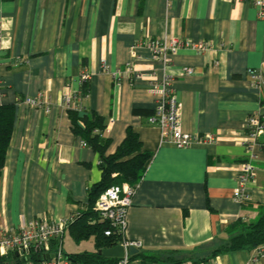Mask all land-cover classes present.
Returning a JSON list of instances; mask_svg holds the SVG:
<instances>
[{
	"label": "crops",
	"instance_id": "crops-1",
	"mask_svg": "<svg viewBox=\"0 0 264 264\" xmlns=\"http://www.w3.org/2000/svg\"><path fill=\"white\" fill-rule=\"evenodd\" d=\"M0 106L16 108L15 129L0 174V232L16 231L37 218L62 221L85 210L88 190L102 178L100 156L73 131L66 91L81 89L87 113L102 117L114 154L129 129L142 152L151 154L136 185L126 240L138 252L172 258L170 264H264L255 250L218 252L238 220L252 222L264 208V152L255 150L251 201L233 197L240 166L248 161L246 121L264 117V89L253 87L248 70L264 78V18L237 0H0ZM150 39L209 44L199 53L181 49L169 61L156 59ZM137 47L135 74L127 72ZM191 68L187 74L185 69ZM120 73V78L116 77ZM133 80V81H132ZM171 81L189 134H212L213 144L178 149L150 123L156 84ZM45 93L50 112L18 104ZM91 241L90 244H84ZM121 243V242H120ZM69 245V251L65 250ZM121 245V244H119ZM63 252L97 251L95 238L78 242L70 228ZM133 264H164L136 259Z\"/></svg>",
	"mask_w": 264,
	"mask_h": 264
},
{
	"label": "built area",
	"instance_id": "built-area-1",
	"mask_svg": "<svg viewBox=\"0 0 264 264\" xmlns=\"http://www.w3.org/2000/svg\"><path fill=\"white\" fill-rule=\"evenodd\" d=\"M237 1L251 3L258 9L259 18H264V0ZM146 45L156 59L161 58L165 62L169 61V55H175L181 49H192L199 53L210 49L209 44L205 42H194L192 40L182 42L178 39L170 41L150 39L147 40ZM2 48L3 33L0 28V51ZM131 57L132 62L128 64L127 72L134 73V76L138 77L135 74L134 67V62L138 58L137 47L132 48ZM185 72L191 74L192 70L187 68ZM248 74L253 87L264 89V78L259 70L250 69ZM116 77L120 78V73H116ZM90 79L89 73H82L79 79L81 86L87 84ZM153 92L157 96V102L154 114L150 117V123L160 129L164 142L170 143L178 149H187L197 144H213L215 142V137L212 134H189L183 131L182 106L171 81L156 84L153 87ZM83 100L81 89L77 93L66 91L62 96V104L68 111H77L82 115L86 112L82 103ZM17 103L44 110L45 112H50L51 110V102L45 93H41L37 97L18 99ZM245 130L246 137L243 140V145L248 161L240 166L237 186L233 193L235 201L242 205L251 201L248 187L255 180L257 173V167L254 164V152L256 149L264 152V117L259 114L251 115L246 121ZM135 192L136 186H113L100 197L96 204L98 222H107L110 225V229L105 232V235L108 237L116 235L121 238L120 244L125 248V256L119 259L116 264H133L129 249H142L140 242L126 240L128 211L132 206ZM74 218L62 221H49L46 218H37L23 222L16 231H1L0 259L5 257L6 260H4L3 264H11L8 256L10 253L16 252L23 260L20 264H73L63 252L62 240L65 231L69 224L74 221ZM53 241L57 242L55 248L52 247ZM36 251L41 255V260L37 262L31 259V254ZM255 251L254 262L264 256V246Z\"/></svg>",
	"mask_w": 264,
	"mask_h": 264
},
{
	"label": "trees",
	"instance_id": "trees-1",
	"mask_svg": "<svg viewBox=\"0 0 264 264\" xmlns=\"http://www.w3.org/2000/svg\"><path fill=\"white\" fill-rule=\"evenodd\" d=\"M88 94L89 84L87 83L81 86V96L85 99ZM69 114L74 133L82 136L85 146L99 154L102 178L88 190V202L85 204V210L78 213L68 226L78 242L94 237L97 251L65 256L73 264H116L119 259L106 258L99 254V251L118 246L121 238L116 235L109 237L105 235V232L110 229V225L107 222H98L96 204L100 197L113 186H136L144 177L151 154L142 152V143L138 134L129 129L124 142L117 151L108 155L110 140L105 137L107 128L102 117L95 113H87L82 117L79 112L72 110H69ZM15 118L16 108L14 105L0 106V174L5 168L8 150L13 139ZM228 233H231L230 239L218 252L256 250L264 246V208H261L256 220L252 222L238 220L228 228ZM56 244L57 242L53 241L52 247L55 248ZM8 257L11 264L23 262L16 252L10 253ZM31 259L36 262L40 261V253L37 251L32 253ZM131 259L132 261L136 259L148 260L153 263L170 264L172 261L175 263L172 258L149 257L140 252L132 255ZM4 260H6L5 257L0 259V263L3 264Z\"/></svg>",
	"mask_w": 264,
	"mask_h": 264
},
{
	"label": "water",
	"instance_id": "water-1",
	"mask_svg": "<svg viewBox=\"0 0 264 264\" xmlns=\"http://www.w3.org/2000/svg\"><path fill=\"white\" fill-rule=\"evenodd\" d=\"M138 251L139 250H137L135 248L129 249L130 255H134V254L138 253ZM99 254L106 257V258L121 259L125 256V248L122 245H118V246L111 248V249L99 251ZM47 258H49V257H47ZM0 264H2V263H0Z\"/></svg>",
	"mask_w": 264,
	"mask_h": 264
},
{
	"label": "rangeland",
	"instance_id": "rangeland-1",
	"mask_svg": "<svg viewBox=\"0 0 264 264\" xmlns=\"http://www.w3.org/2000/svg\"><path fill=\"white\" fill-rule=\"evenodd\" d=\"M84 244H90V245H91V248H92V243H91V241H85ZM65 250H66V251H69V250H70L68 244H65Z\"/></svg>",
	"mask_w": 264,
	"mask_h": 264
}]
</instances>
